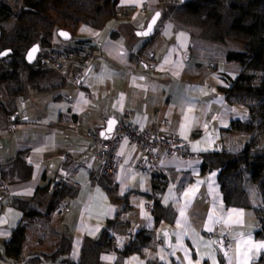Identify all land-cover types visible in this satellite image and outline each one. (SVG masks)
Returning <instances> with one entry per match:
<instances>
[{"label": "crops", "instance_id": "0c3cea01", "mask_svg": "<svg viewBox=\"0 0 264 264\" xmlns=\"http://www.w3.org/2000/svg\"><path fill=\"white\" fill-rule=\"evenodd\" d=\"M141 1L114 0L116 6L126 5L122 19L109 17L98 28H84L82 37L95 48L85 59L81 84L66 77L61 87L15 96L11 106L0 93V184L6 186L0 191V264H188L189 258L193 264L197 259L212 264L209 252L215 253L216 264H236L241 234L264 241L256 235L261 227V213L253 210L257 206L227 205L220 167L201 168L207 155H234L247 141L246 132L230 124L247 119L248 106L225 91L243 69L225 55L240 47L228 44L229 33L222 40L214 37L212 25L208 29L190 21L195 13L180 7L165 11L155 4L138 11ZM157 10L153 36H137L135 31ZM133 16L140 18L138 24L131 22ZM181 33L183 42L177 38ZM122 111L145 130L174 134L191 150L194 144L207 150L194 151L190 159L169 157L160 170L149 172L141 147L124 142L118 174L101 178L100 144L88 135H100L107 120H118ZM198 180L204 182L181 220L183 192ZM155 198L162 210L159 221L145 206ZM142 202L151 219L141 216ZM233 208L243 211V223H212L207 231L210 211L224 215ZM17 226L24 228L20 251L6 255ZM126 232L129 236L123 237ZM223 234L231 239L229 256L221 251ZM62 236L70 238V250L54 260L43 258ZM112 237L118 242L112 243ZM208 241L218 243L209 247ZM241 251L247 248L242 245ZM250 255L248 264H264V250Z\"/></svg>", "mask_w": 264, "mask_h": 264}, {"label": "rangeland", "instance_id": "374dc122", "mask_svg": "<svg viewBox=\"0 0 264 264\" xmlns=\"http://www.w3.org/2000/svg\"><path fill=\"white\" fill-rule=\"evenodd\" d=\"M29 1L37 5L38 11L22 10L27 0H0V2L9 4L14 12V14L5 21H0L2 31L0 37V50L4 45L26 44L30 46L44 39L46 44L42 50L40 46L38 55L41 53H45L46 55L53 53L58 56L62 64V69L60 70L64 71V74L67 75V79L71 82L75 73L83 69L85 59L88 57L89 51L91 50H81L77 54L66 51L65 45L61 43L57 36V30L66 29L73 33L75 37H82L85 31L84 28H98L100 24L109 17L115 16L122 19V11L125 10L124 8L126 6L122 4L116 6L114 0ZM249 1L250 0H220V3L217 5L206 4L194 15H190L189 19L192 22L202 23V25L208 29L210 25H212L214 37L222 36V40L229 33L228 44L230 46L235 45L243 50L250 35L240 30L226 29L223 26L215 27L212 13L220 12L228 15H235L238 11L237 9L246 7ZM144 2L147 3L146 8L149 7L150 4H155L165 11L173 7L184 9L179 0H143L137 7L138 11H144L146 9L142 8ZM232 4H235L237 7L233 8ZM131 19L132 23L138 24L140 22V18L135 16ZM244 21L246 23L251 22V15H245ZM145 24L146 23L143 22L142 25L144 26ZM262 34L264 35V30ZM80 64L82 66L81 69L77 70L73 75L68 76V73H71V70L74 71ZM72 66L75 68L70 69ZM245 71L252 76L250 85L256 86L261 80L262 71L254 68L252 63L247 64ZM57 72L61 74V72ZM80 81L82 82V80ZM2 92L4 94V88L0 86V93ZM233 98H237L240 101L242 100L247 106H253L254 119L250 120L248 129L243 131L246 132V143L252 141L251 152L264 155V109L258 108L261 99L256 98L253 93L247 91H241L235 94ZM242 148L236 152V154L230 156L232 158H240ZM224 179L228 182L229 190H235L232 196L233 201L256 205L260 210L262 235L264 236V173L252 179L249 171L245 169L244 164L239 163L237 168L231 170L224 176Z\"/></svg>", "mask_w": 264, "mask_h": 264}, {"label": "trees", "instance_id": "16d2710c", "mask_svg": "<svg viewBox=\"0 0 264 264\" xmlns=\"http://www.w3.org/2000/svg\"><path fill=\"white\" fill-rule=\"evenodd\" d=\"M179 2L186 12L196 13L202 6L206 4L217 5L220 3V0H179ZM232 7L236 8L237 6L232 4ZM22 10L38 11L37 5L29 0H27ZM237 10L235 15H228L220 12L212 13L215 27L223 26L226 29L240 30L250 35L243 50H228L225 55L227 60H236L243 65V69L233 80L231 86L225 91L227 95H235L241 91L253 93L256 98L261 99L258 108L264 109V35L262 34L264 30V0H250L246 7H241ZM13 14L14 12L9 4L0 2V21H5ZM248 14L251 15V22L246 23L244 21V16ZM71 34L72 38L70 40H60L61 43L65 45L66 51L77 54L81 50H93L95 48V44H92L89 39L75 37L73 33ZM152 36L153 33L148 36V38L150 39ZM218 38L222 39L223 37L218 36ZM37 43L41 46L42 50L46 41L42 39ZM28 46L29 45L26 44H10L4 45L1 48V50L4 48L11 49L10 54L0 58V86L4 88V96L10 106L14 104L13 98L15 96L23 95L29 90L41 91L54 89L67 83V75L59 74L51 66L48 61V55L45 53L39 54L33 63H27L25 60V52ZM248 63H252L254 68L262 71L261 80L256 86L250 85L252 76L245 71ZM81 67V64L77 68L72 66L70 69L75 68V70H71V73H68V75H73L77 70H80ZM80 83L81 81L79 84ZM253 110V106H248L250 116L246 120H232L230 127L239 130H247L250 126V120L254 119ZM251 147L252 141L245 143L240 158H232L230 154L219 152L207 155L201 163L202 169L211 168L212 166L220 167L218 179L223 192L224 201L227 205L250 207L249 204H243L232 200L235 190H229L228 182L224 179V176L231 170L237 168L239 163L244 164L245 169L249 171L252 179L264 173V155L251 152ZM154 189H157L156 186H154ZM253 210L257 215H260L261 212L258 208L254 207ZM152 211L155 221H159L162 216V210L156 198L154 199ZM260 234L262 235L261 227L256 231V235ZM23 239L24 228L22 226H17L12 231L5 245L6 255H18ZM70 246V238L62 236L56 248L50 254H42V257L54 260L63 255V253L68 252Z\"/></svg>", "mask_w": 264, "mask_h": 264}, {"label": "built area", "instance_id": "2783aa9c", "mask_svg": "<svg viewBox=\"0 0 264 264\" xmlns=\"http://www.w3.org/2000/svg\"><path fill=\"white\" fill-rule=\"evenodd\" d=\"M147 3H143L142 8H146ZM58 53V52H57ZM48 61L57 71L64 74L61 59L53 53L48 55ZM64 69V68H63ZM84 70L77 71L72 79L73 83H79L82 80ZM92 94V93H91ZM125 112L116 121L112 135L108 139L101 138L96 133H90L88 136L100 144L101 162L98 168V176L105 179H113L120 169V146L122 143L139 145L141 147V155L145 159V170L155 172L160 170L162 162L169 157H178L181 159H190L196 156V152L188 147V142L183 138L174 134H161L143 129L139 125L130 123L125 119ZM11 123L8 122L10 127ZM6 188L0 184V191ZM145 206L148 209L153 208L151 201ZM58 210H63L64 205L60 204ZM126 232L123 237H128ZM112 243H117L116 237L110 239ZM221 251L230 252L231 239L227 234H223L220 239ZM112 254L116 252L111 251Z\"/></svg>", "mask_w": 264, "mask_h": 264}, {"label": "snow or ice", "instance_id": "6c2138e0", "mask_svg": "<svg viewBox=\"0 0 264 264\" xmlns=\"http://www.w3.org/2000/svg\"><path fill=\"white\" fill-rule=\"evenodd\" d=\"M159 13H156L155 16H153L151 22L147 25V29L141 32H138L137 35L141 36V37H147L153 30V27L156 25L157 19L159 18ZM169 28L171 27L170 25L168 26ZM61 36L65 37L66 39L68 38V33L66 32H60L59 33ZM178 40H181V42H183L184 40H186V37L184 36L183 33L179 34V36L177 37ZM38 51L37 47H33L29 53H28V59L31 61L34 58L35 53ZM2 55H7L6 52H0V56ZM185 119L187 120L188 117L186 116ZM116 124L115 120H109L108 121V132H111L114 128ZM227 126V125H225ZM183 128L184 125H181V135H183ZM102 135H105V133H102ZM193 151H206L207 149H200L197 145H193L192 146ZM215 173H212V176H214ZM208 179H211V177H209ZM204 181H200L198 180L196 182L195 185H192L191 187L187 188L184 192H183V196L186 199V203L184 205L183 208L180 209V217L181 220H186V216H185V209L188 207L189 203L191 202L192 198H194L197 194L198 191V186L203 183ZM171 189H169V196H165L163 198V202L165 204H168L169 200L171 199ZM210 191H214V189H212L211 185H210ZM25 194H31V191L29 190L27 193ZM141 216L144 217L145 219H151L148 216V213L143 211V202L141 203ZM243 216L244 213L242 210H238V209H229L227 211V213H225L224 215H216L215 211H210L208 213V223L205 224V228L207 229V231L211 232L212 231V227L211 224L212 223H224L225 225H231V224H241L243 223ZM235 217V218H233ZM3 220H0V223H3ZM177 223L179 224L180 221H177ZM150 226V225H149ZM99 229H97L98 231ZM165 236L167 235V232L164 233ZM186 234V233H184ZM181 233H177V237L179 239V237L181 236ZM208 246L211 247L212 245H215L218 243V241H208ZM242 245L244 247L247 248V251H241V247ZM180 247H183L182 244L179 245ZM255 250L256 252H260L262 250H264V241H259V242H253L250 238V236L247 239L243 238V234H241V239L236 241V264H248V261L251 259V255L250 253ZM186 257H187V252L185 253ZM206 255L208 257H210L212 259V264H216V260H215V253L214 252H209L206 253ZM225 256H229L228 252H224ZM104 259H114V257H103ZM135 259V258H133ZM161 259H163V257H161ZM188 264H193V261L191 258L188 259ZM195 264H201L200 260L197 259L195 261ZM205 264H207V261H205Z\"/></svg>", "mask_w": 264, "mask_h": 264}, {"label": "water", "instance_id": "95a60500", "mask_svg": "<svg viewBox=\"0 0 264 264\" xmlns=\"http://www.w3.org/2000/svg\"><path fill=\"white\" fill-rule=\"evenodd\" d=\"M156 13H159V14H160L159 11L154 12V13L152 14V16H151V17L148 19V21L146 22L145 26H144L143 28H141V29H137V30L135 31V34H136V35H137L138 32H141V31H144V30L147 29V25L151 22L153 16H155ZM159 16H160V15H159ZM157 20H158V19H157ZM153 31H154V27H153L152 32H151L148 36H150V35L153 33ZM60 32H66V33H68V38L66 39L65 37L61 36V35L59 34ZM1 34H2V31H1V27H0V37H1ZM57 36H58V38H59L60 40H62V41H68V40H70V39L72 38V34H71L68 30H66V29H58V30H57ZM137 36H139V35H137ZM33 47H37V48H38V51L35 53L34 58L30 61V60L28 59V53H29V51H30ZM39 50H40V46H39V44H38L37 42H36V43H33L32 45H30V46L26 49V52H25V60H26V62H27V63H33V62L36 60L37 56H38ZM0 52H6L7 54H10V53H11V49H10V48H4V49H2ZM5 56H6V55H2V56H0V58H3V57H5ZM109 120H115V121H117V120L114 119V118H110V119L107 120L105 127L101 130L100 135H99V136H100L101 138H103V139H108V138L112 135V132H113V130H114V128H113V130H112L111 132H108V121H109ZM102 133H105V135H102Z\"/></svg>", "mask_w": 264, "mask_h": 264}]
</instances>
